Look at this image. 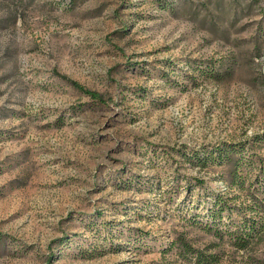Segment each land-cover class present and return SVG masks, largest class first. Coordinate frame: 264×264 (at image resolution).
<instances>
[{"label":"rangeland","instance_id":"374dc122","mask_svg":"<svg viewBox=\"0 0 264 264\" xmlns=\"http://www.w3.org/2000/svg\"><path fill=\"white\" fill-rule=\"evenodd\" d=\"M260 204L264 0H0V264H264Z\"/></svg>","mask_w":264,"mask_h":264},{"label":"trees","instance_id":"16d2710c","mask_svg":"<svg viewBox=\"0 0 264 264\" xmlns=\"http://www.w3.org/2000/svg\"><path fill=\"white\" fill-rule=\"evenodd\" d=\"M70 83L74 88H76L80 92L87 95L93 102L99 103V104H106L108 102V99L106 98L104 94L98 91H95V90L88 89L74 80H70ZM222 151L224 152L225 149H223ZM222 158L224 157L220 156V159ZM233 173H234L233 183L236 184L238 183V177L236 175V171H234ZM214 204L216 205V207L218 205L220 206V208L217 209L216 211V215L218 213L220 214L225 209V206L227 205V199H225L224 196H218ZM258 211L263 212V216L260 217V220L258 222L254 221L252 225L250 224L249 228L247 227V224L245 223L244 225L246 226V228L241 234V237L236 238L238 247L242 249L246 248L249 245V239L255 238V237L258 238L264 230V204L259 205ZM178 242L180 243V247L184 249L186 253H189L190 255L195 256L196 261H197L196 264L205 263V262L209 263L210 261L214 262L217 260L216 255H208L203 251L193 248V246H191L188 242H186L184 238H179L176 242H174V245H176Z\"/></svg>","mask_w":264,"mask_h":264}]
</instances>
